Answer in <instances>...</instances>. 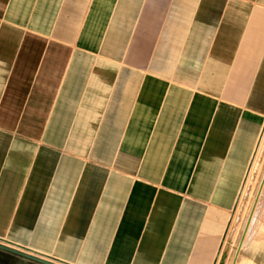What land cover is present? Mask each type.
<instances>
[{"label":"crops","instance_id":"1","mask_svg":"<svg viewBox=\"0 0 264 264\" xmlns=\"http://www.w3.org/2000/svg\"><path fill=\"white\" fill-rule=\"evenodd\" d=\"M263 126L264 0H0V241L215 264Z\"/></svg>","mask_w":264,"mask_h":264},{"label":"rangeland","instance_id":"2","mask_svg":"<svg viewBox=\"0 0 264 264\" xmlns=\"http://www.w3.org/2000/svg\"><path fill=\"white\" fill-rule=\"evenodd\" d=\"M229 227V235L223 245L222 256L226 253L224 260L236 245L241 248L244 244L264 239V126L239 198L231 211Z\"/></svg>","mask_w":264,"mask_h":264},{"label":"flooded vegetation","instance_id":"3","mask_svg":"<svg viewBox=\"0 0 264 264\" xmlns=\"http://www.w3.org/2000/svg\"><path fill=\"white\" fill-rule=\"evenodd\" d=\"M22 249H26V248H22ZM43 256L48 259H52L49 256L46 255ZM0 264H47V263L41 262L33 258H26L21 254L15 253L11 250L0 248Z\"/></svg>","mask_w":264,"mask_h":264},{"label":"water","instance_id":"4","mask_svg":"<svg viewBox=\"0 0 264 264\" xmlns=\"http://www.w3.org/2000/svg\"><path fill=\"white\" fill-rule=\"evenodd\" d=\"M0 248L11 250L15 253L21 254L22 256H24L26 258H33V259L39 260V261L47 263V264H64V263L58 262L56 260L48 259L40 253H37L34 251H29L26 249H22L20 246L5 243L3 241H0ZM225 256H226V253L224 252L222 259H221L222 263L224 262Z\"/></svg>","mask_w":264,"mask_h":264},{"label":"built area","instance_id":"5","mask_svg":"<svg viewBox=\"0 0 264 264\" xmlns=\"http://www.w3.org/2000/svg\"><path fill=\"white\" fill-rule=\"evenodd\" d=\"M221 256H222V252H221L220 255L217 257V260H216V263H215V264H218V262H220Z\"/></svg>","mask_w":264,"mask_h":264}]
</instances>
